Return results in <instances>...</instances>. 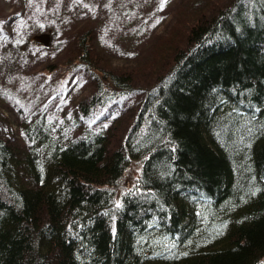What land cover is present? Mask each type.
<instances>
[{
	"label": "trees",
	"instance_id": "trees-1",
	"mask_svg": "<svg viewBox=\"0 0 264 264\" xmlns=\"http://www.w3.org/2000/svg\"><path fill=\"white\" fill-rule=\"evenodd\" d=\"M186 4L142 73L79 40L80 119L135 93L126 131L0 134V264H264V0Z\"/></svg>",
	"mask_w": 264,
	"mask_h": 264
},
{
	"label": "rangeland",
	"instance_id": "rangeland-1",
	"mask_svg": "<svg viewBox=\"0 0 264 264\" xmlns=\"http://www.w3.org/2000/svg\"><path fill=\"white\" fill-rule=\"evenodd\" d=\"M161 4L162 0H0V134L12 139L41 115L52 136L67 139L64 145L85 126L126 131L138 107L135 93L108 102L91 119H80L76 104L90 96L92 86L78 73L79 40L84 37L94 56L108 64L106 71L142 73L179 8H187L186 0ZM102 76L99 70L95 79L100 82ZM77 122L80 128L74 126ZM140 171L139 162L130 163L118 184V198L136 185Z\"/></svg>",
	"mask_w": 264,
	"mask_h": 264
},
{
	"label": "snow or ice",
	"instance_id": "snow-or-ice-1",
	"mask_svg": "<svg viewBox=\"0 0 264 264\" xmlns=\"http://www.w3.org/2000/svg\"><path fill=\"white\" fill-rule=\"evenodd\" d=\"M168 0H162V4H161V7H163V5L167 4ZM0 25H2V22H0ZM258 191V190H257ZM255 191L253 192V195H255ZM119 203H117V207H119ZM226 226V225H225Z\"/></svg>",
	"mask_w": 264,
	"mask_h": 264
}]
</instances>
